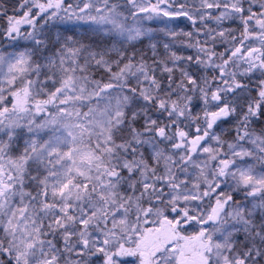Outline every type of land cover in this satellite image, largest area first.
Returning a JSON list of instances; mask_svg holds the SVG:
<instances>
[{
    "label": "snow or ice",
    "instance_id": "6c2138e0",
    "mask_svg": "<svg viewBox=\"0 0 264 264\" xmlns=\"http://www.w3.org/2000/svg\"><path fill=\"white\" fill-rule=\"evenodd\" d=\"M0 264H264V0H0Z\"/></svg>",
    "mask_w": 264,
    "mask_h": 264
}]
</instances>
